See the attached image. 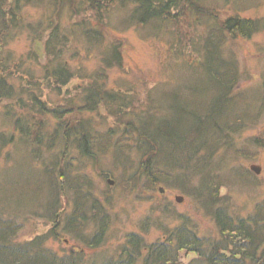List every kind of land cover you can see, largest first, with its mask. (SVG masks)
I'll return each mask as SVG.
<instances>
[{"label":"trees","instance_id":"16d2710c","mask_svg":"<svg viewBox=\"0 0 264 264\" xmlns=\"http://www.w3.org/2000/svg\"><path fill=\"white\" fill-rule=\"evenodd\" d=\"M202 3L197 0H185L184 7L197 10L200 17L201 14L214 13ZM179 5H182L179 0H0L1 55L7 51L6 47L12 43L18 30L28 33L31 48L37 43L43 45V52L50 58L49 64L43 67L44 74L50 79L48 84L44 85L46 88L59 91L61 86L77 78L86 80L83 86L84 93L80 99L66 98L63 99L62 107L53 108L49 105L50 101L43 99L40 79L36 75L30 72L18 73L20 68L18 64L14 67L17 69V72L13 73L16 76L9 75V79L14 80L9 82L8 78L2 76L3 74L0 75L1 99H17L20 97L18 94L24 91L25 96L31 98L34 110H38L37 114L53 115L51 117L56 119L53 125H49L48 128L51 129H46V132L42 133L43 141L36 140L38 145L36 155L33 152H26L29 158L35 159L28 162L31 164V173L29 170L28 176H25L27 178L22 189H26L25 195L35 193L36 198L21 195L22 189L11 194L20 195L17 198L20 204L27 202L32 208L38 205L44 209L53 219L55 228L50 233L54 238H60L59 229L67 233H70V230L76 231L75 235H82V228L85 229V225L92 222V229L96 232L94 238H90L89 241H80L86 249L93 251V254H86L82 247L78 251L71 249L68 253L59 254L60 251L48 249L47 240L50 234L46 237L38 235L32 240L20 241L17 224L12 226L15 224L13 221L4 222L0 214V264H264V199L255 204L248 217L236 219L234 223L229 216L230 206L227 200H224L225 197L221 196L222 189L232 182L225 174L217 172L218 161H213L214 158L211 156H200L208 152L214 154L219 150V143L223 142L228 144L229 152L233 153L235 158L244 155L245 158L248 157L246 148H236L234 141L231 142V137L234 140L235 135L253 121V117L247 115V109L264 113V96L259 102L248 104L244 93L233 92L240 78L239 64L233 53L228 54L224 49L228 36L225 32H229L231 36L247 37L256 33L263 21L233 18L221 24L218 19L217 24H208L207 33L202 35L203 38L196 40L200 42L198 49L196 48L198 61L186 62L190 68L197 67L199 70L200 76L195 90L190 89L185 93L181 88H163L159 97H162L164 102L153 112L131 108L129 106L132 104L131 100L127 103L122 96L117 101H111L105 92L106 71L116 61L121 62L117 47L114 52H109L106 46L102 58L104 69L89 75L82 65L73 68L67 60V51L73 37L80 42L81 38L87 40L89 46L92 44L103 46L101 40L103 35L96 27L94 28L92 21L99 25L103 24L110 17L113 7L112 13L116 9L127 10L130 6L132 8L131 15H127L123 20L122 27H126L124 25L128 22L130 27L143 24L152 31L155 27L163 29L167 25L168 27L177 25L178 19L170 12L172 9L178 10ZM37 6L51 10L50 14H43L34 21L25 18L23 11L28 7ZM66 10L72 20L81 14L87 15L88 11L93 14L86 16L82 21L74 19L70 30L61 20ZM206 47H209L210 52L206 51ZM71 54L74 58L80 57L78 49H74ZM8 57L9 54L7 58L0 57V67L3 66L1 68L3 71L12 68ZM26 78L30 81L27 80L25 87L21 85L20 80ZM36 93L40 96L35 95ZM80 101L83 107L77 106ZM112 105L116 107V111L112 112L118 118L116 130L100 121V114L97 113L102 106L113 110ZM55 109H58L57 112ZM75 112H78V115L96 112L95 120L93 118L79 120ZM11 116L15 120L14 131L9 134L0 131V154L7 148L5 142L10 144L13 138H18V143L21 140H25L26 143L35 142L30 134L33 121L30 123L28 117L18 115L16 109L12 110ZM103 125L107 127L106 130L100 128ZM41 126L47 127V124L41 123ZM256 140L253 139L251 142L255 144ZM41 143L42 146L46 143V147L58 144L60 150L43 158L46 153L42 146H39ZM231 145L233 147H230ZM72 150L77 154L73 159L76 163L70 160L69 153ZM108 153L114 154L117 161L120 160L118 159L120 155L128 158V162L131 157L137 160L133 163L137 165V169L131 174L127 188L132 190L133 185L146 178L147 190L156 191L155 188L160 183L166 187L177 188L199 203L202 200V208L210 215L218 229L217 237L205 239L200 237L196 224L178 214L181 221L179 225L172 227L158 225L163 231L161 238L148 240L143 234L132 233L126 236V241L114 255H100L97 249L104 242L103 234L110 223L109 214L92 188H89L87 178L80 177L74 169L82 160L91 161L93 165L96 158ZM38 159L41 160L37 161ZM9 161L15 160L11 157ZM35 162H40V165L37 166ZM118 163H121L125 173L136 167L130 163L125 164L122 160ZM244 171L243 173L234 171L233 174L245 180L243 177H249L250 174ZM196 176L198 178L204 176L200 185L193 183ZM130 181H133L131 186ZM66 188L74 195L72 200L66 201L69 206L60 201V195ZM48 189L52 191L47 195ZM38 201L41 204H38ZM60 210H64L63 213L59 214ZM78 219H86V224L80 225L76 230L72 229L76 224L79 225L76 223L79 222ZM147 229L144 227L143 232H147ZM182 250L196 253L197 256L187 263H182L179 258Z\"/></svg>","mask_w":264,"mask_h":264},{"label":"rangeland","instance_id":"374dc122","mask_svg":"<svg viewBox=\"0 0 264 264\" xmlns=\"http://www.w3.org/2000/svg\"><path fill=\"white\" fill-rule=\"evenodd\" d=\"M184 1L179 0L182 5H179L178 10L172 9L170 12L174 18L178 19L177 25L170 27L167 25L163 29L155 27V29L152 28L153 32L143 24H135L130 27V24L126 21V25H124L126 27H122L123 20L126 19L127 15H131L132 8L130 6L127 10L116 9L112 13L113 7L110 17L103 24L99 25L92 21L95 25L94 28L96 27L103 35L101 39L103 40V46L99 44L98 46L97 44L89 46L87 40L81 38L82 41L80 42L73 37L67 51V60L73 68L82 65L86 74L89 75L94 71L104 69L102 58L106 46L109 52H114L117 47L121 62L115 60V64L106 71L105 92L108 93L111 101H117L122 96L127 103L131 100L132 104L129 105L131 108H140L142 112L144 110L153 112L159 106V95L161 90L165 88L164 86L181 88L185 93L190 89L191 91L195 90L200 76L199 70L196 69L197 67L190 68L186 62L198 61L196 48L198 49L200 42H196V40L203 38L202 35L207 33L208 24L215 25L218 21L221 24V22L233 18L262 20L260 29L256 33L247 35V37L241 35H235V37L231 36L229 32H225L228 36L224 49L228 54L232 52L239 64L240 78L233 92L237 94L244 93V98L248 104H254L263 99L264 0H197L199 3L203 2L205 8L209 7L214 12L201 14V17L197 10H189V8L184 7ZM50 12L51 10H46L44 7L39 8L38 6L28 7L23 11L25 18L33 21L43 14H50ZM92 14L93 12L88 11L87 15L84 13L76 18L73 17L72 20L66 10L64 15L61 16L62 24L71 30L75 20H85L86 16ZM27 34L17 30L16 37L6 47L7 51H4L2 55L0 53L1 58H7V54H9L8 58H10L12 66L7 71L1 69L3 66L0 67V75L3 74L2 76L8 78L9 82L14 80L13 78L9 79V75L16 76L13 74L17 72V69L14 68L16 64L20 66L18 73L30 72L36 75L40 79L39 84H41L43 90V99L47 102L50 101L49 105L53 108L62 107L63 99H73L74 97L80 99L84 93L83 86L86 84V80L82 79V81L77 78L67 85L61 86L59 91L44 86L48 84L50 79L44 74L43 67L49 64L50 58L43 52V45L37 43L31 48V41L29 40L31 38ZM74 49H78L80 57H73L71 53ZM206 51L210 52L209 47H206ZM27 80L30 81L29 78L20 80L21 85L26 87ZM79 85H82V87H78ZM167 91L169 90L167 89ZM18 95L20 97L17 99L0 98V131L6 134L14 131L15 120L11 114L12 110L16 109L18 115L28 117L31 120L30 123L33 121L30 134L35 142L26 143L25 140H21L18 143V138H13L10 144L5 142L7 148L5 147L6 149L0 154V183L2 185L0 187V214L5 220L4 222L13 221L15 224L12 226L17 224L19 229L18 239L20 241L32 240L38 235L46 237L50 234L49 240H47L49 241L48 249L60 251L59 254H62L68 253L71 249L78 251L82 247L86 254H93V251L89 248L86 249L84 244L80 242L89 241L94 236L93 222L86 224V219H78L79 222L76 223L79 225L76 224L72 229L75 228L76 230L80 225L84 226L86 224L85 229L82 228L81 230L82 235H75L76 231L70 230V233H67L65 230L59 229L60 238H54L51 236L53 234L50 233L55 228L53 219L45 213L44 209L38 205L32 208L27 202L25 207L24 202L20 204L17 200L20 195L11 194V192L21 190L24 187V180L27 178L25 176H28L29 170L31 173V164H28V162L35 158H29L26 152H33L36 155L38 146L36 140L40 142L43 139L41 137L42 133L46 132V129H51V127L48 128L49 125L56 122L55 117H51L53 115L40 116L37 114L36 111L38 110H34L31 98L28 99L24 91ZM35 95L40 96L39 93ZM165 104L169 105L167 102ZM80 105L83 107L81 101L77 106ZM112 107L113 110H109L102 106L97 110V113L100 114V121L116 130L118 129L115 127L118 124V118L112 112L116 111V107L113 105ZM57 110L55 109L56 112ZM257 111L247 109V115L253 117V121L247 128L238 132L234 140L231 137V142L234 141L233 144L236 148H246L248 157L245 158L244 155L235 158L233 153L229 152L228 144L223 142L219 143V150L214 154L213 152L200 154L201 157L211 156L214 158L213 161H218L217 172L225 174L232 182L222 189L221 196L225 197L224 200H227V204L230 206L229 216L234 223L236 219L248 217L255 204L264 199V113H258L259 111ZM75 114L79 120L84 118L95 120L94 116H96V112H84L79 115L78 112H75ZM41 123L47 124V127L41 126ZM100 128L102 130L107 129L105 125ZM253 139H257L255 144L251 142ZM42 144L39 146H42ZM230 147H233V145ZM58 148H60L58 144L54 143L52 146L46 147L45 143L42 146L46 153L43 158H47L51 153H56L60 150ZM69 155L70 160L75 162L73 159L76 158L77 154L72 150ZM11 157L15 161H9ZM118 159L120 160L117 161L112 153L103 154L100 155V158L95 159L93 165H91V161L82 160L74 169L80 174V177L87 178L89 188H92L91 190L109 214L110 223L106 233L103 234L104 242L97 249L100 255H114L123 242L126 241V236L132 233L143 234L144 238L148 240L161 238L163 231L158 225L162 224L163 227L179 225L181 221L178 214H182L196 224L200 237L204 239L217 237L218 229L210 215L206 214L202 208V200L199 203L198 200L184 195L175 187H166L163 190L161 189L163 184H161V188H159L160 186L156 187V191L147 190L145 187L146 178L133 185L131 190L126 185L131 174L135 173L137 169V165L133 164L137 160L131 157L132 160L130 159L128 162V158H123L122 155ZM121 160L125 164L130 163L131 166L136 165L135 169H130L128 173H125L121 163H118ZM36 163L37 166L40 165V162ZM253 166L259 167L260 172L257 173L255 169H252ZM244 170L250 174L249 177H243L245 180L233 174L234 171L243 173ZM203 180L204 176L199 178L196 176L193 183L200 185ZM133 181H130L129 186L133 184ZM25 190L22 189L20 194L25 195ZM51 191V189H48L46 194L48 195ZM29 195L33 199L36 198L35 193H28L25 196ZM60 197V201L66 204V201L68 199L72 200L74 195L70 189L66 188ZM178 198H182V201H178ZM7 199L8 202H6ZM39 201L38 204H41ZM70 207L72 209V202ZM166 207L169 208L165 209ZM161 210H164L165 217L160 215L159 211ZM63 211L60 210L59 214ZM144 227L148 228L147 232H143ZM196 256V253L185 250H182L179 254L182 263H187Z\"/></svg>","mask_w":264,"mask_h":264},{"label":"bare ground","instance_id":"6f19581e","mask_svg":"<svg viewBox=\"0 0 264 264\" xmlns=\"http://www.w3.org/2000/svg\"><path fill=\"white\" fill-rule=\"evenodd\" d=\"M164 87H167V86H164ZM161 89H162V88H161ZM161 91H163V90H161ZM163 102H164V101H163L162 97H159V102H158V104H161V103H163ZM134 123H135V122H134ZM158 186H160L159 188L162 187L160 183L157 185V187H158ZM167 188H168V187H167ZM161 189L165 190V189H166V186L163 185V187H162ZM168 208H169V207H168ZM168 208L166 207L165 209H168ZM165 209H164V210H165ZM164 210L159 211L161 216H164V215H165ZM164 217H165V216H164Z\"/></svg>","mask_w":264,"mask_h":264},{"label":"water","instance_id":"95a60500","mask_svg":"<svg viewBox=\"0 0 264 264\" xmlns=\"http://www.w3.org/2000/svg\"><path fill=\"white\" fill-rule=\"evenodd\" d=\"M252 169H255L258 172H260V168L259 167H256V166H253ZM182 198H178L177 200L180 201ZM182 201V200H181ZM180 201V202H181Z\"/></svg>","mask_w":264,"mask_h":264}]
</instances>
